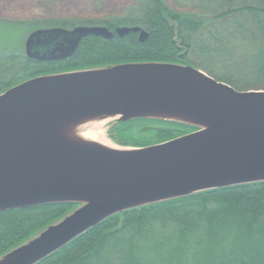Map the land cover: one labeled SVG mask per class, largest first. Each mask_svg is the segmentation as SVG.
Listing matches in <instances>:
<instances>
[{
	"label": "water",
	"instance_id": "95a60500",
	"mask_svg": "<svg viewBox=\"0 0 264 264\" xmlns=\"http://www.w3.org/2000/svg\"><path fill=\"white\" fill-rule=\"evenodd\" d=\"M131 33H140L141 42L147 37L137 27L37 30L26 56L64 59L87 37ZM52 43L57 48L38 51ZM98 118L157 119L199 130L148 148H107L68 135ZM262 182L264 91H238L191 66L124 64L41 76L0 95V213L79 205L0 264H37L127 210Z\"/></svg>",
	"mask_w": 264,
	"mask_h": 264
},
{
	"label": "trees",
	"instance_id": "16d2710c",
	"mask_svg": "<svg viewBox=\"0 0 264 264\" xmlns=\"http://www.w3.org/2000/svg\"><path fill=\"white\" fill-rule=\"evenodd\" d=\"M50 13L56 0H32ZM200 8L185 13L166 0H135L125 16L62 19L46 14L35 27L141 28L123 38L83 39L68 58L23 59L12 88L56 74L124 64L191 66L241 91H264V0H183ZM54 43V42H53ZM44 44L45 53L54 45ZM1 72V71H0ZM199 129L134 119L114 122L118 146L148 148ZM77 204L38 206L0 213V258L75 211ZM37 264H264V182L196 193L115 214Z\"/></svg>",
	"mask_w": 264,
	"mask_h": 264
},
{
	"label": "rangeland",
	"instance_id": "374dc122",
	"mask_svg": "<svg viewBox=\"0 0 264 264\" xmlns=\"http://www.w3.org/2000/svg\"><path fill=\"white\" fill-rule=\"evenodd\" d=\"M166 2L171 8L185 13L200 11L198 6L183 0ZM134 6L135 0H56L50 5V13H46L32 0H0V82L16 83L15 78L19 80L17 72L26 57L28 36L37 30H45L35 27V22L45 18L46 14L62 19L104 20L125 16ZM111 124L112 120L98 132L108 145L117 147L108 134Z\"/></svg>",
	"mask_w": 264,
	"mask_h": 264
},
{
	"label": "bare ground",
	"instance_id": "6f19581e",
	"mask_svg": "<svg viewBox=\"0 0 264 264\" xmlns=\"http://www.w3.org/2000/svg\"><path fill=\"white\" fill-rule=\"evenodd\" d=\"M110 120V118H98L94 120L83 121L79 125L73 127L69 131L68 135L80 141L95 143L107 148H114L103 141L101 139V135L98 132L99 129L107 124Z\"/></svg>",
	"mask_w": 264,
	"mask_h": 264
},
{
	"label": "flooded vegetation",
	"instance_id": "af4514ba",
	"mask_svg": "<svg viewBox=\"0 0 264 264\" xmlns=\"http://www.w3.org/2000/svg\"><path fill=\"white\" fill-rule=\"evenodd\" d=\"M55 43H59V42H55ZM54 48H57V44H56V47ZM24 83V82H23ZM22 84V83H21ZM20 85V84H19ZM17 86V85H16ZM15 87V86H14ZM13 88V87H12ZM11 88L8 87L7 83H1L0 82V95L7 92L8 90H10ZM79 206V205H78Z\"/></svg>",
	"mask_w": 264,
	"mask_h": 264
}]
</instances>
